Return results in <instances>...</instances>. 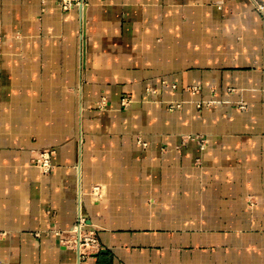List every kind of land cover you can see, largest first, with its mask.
<instances>
[{
	"label": "crops",
	"instance_id": "1",
	"mask_svg": "<svg viewBox=\"0 0 264 264\" xmlns=\"http://www.w3.org/2000/svg\"><path fill=\"white\" fill-rule=\"evenodd\" d=\"M0 264H264V0H0Z\"/></svg>",
	"mask_w": 264,
	"mask_h": 264
},
{
	"label": "built area",
	"instance_id": "2",
	"mask_svg": "<svg viewBox=\"0 0 264 264\" xmlns=\"http://www.w3.org/2000/svg\"><path fill=\"white\" fill-rule=\"evenodd\" d=\"M90 0H59V5L63 10H70L71 8H86L89 6ZM263 9L262 6H260ZM202 140V145H204ZM37 165L44 171H49L52 164L50 160V151H41L36 160ZM98 187L95 188L94 193L98 194ZM73 236L71 238L72 244L78 251L79 259L85 258L92 250L100 249V244L94 229L89 228L86 218L79 215L77 222L72 228Z\"/></svg>",
	"mask_w": 264,
	"mask_h": 264
},
{
	"label": "rangeland",
	"instance_id": "3",
	"mask_svg": "<svg viewBox=\"0 0 264 264\" xmlns=\"http://www.w3.org/2000/svg\"><path fill=\"white\" fill-rule=\"evenodd\" d=\"M45 150H46V149H45ZM41 151H44V150H41ZM41 151H40V152H41ZM47 151H49V150H47ZM40 152H39V153H40ZM38 155H39V154H38ZM36 160H37V158H36ZM50 160H51V151H50ZM36 164H37V163H36ZM96 236H97V235H96ZM98 241H99V240H98Z\"/></svg>",
	"mask_w": 264,
	"mask_h": 264
}]
</instances>
